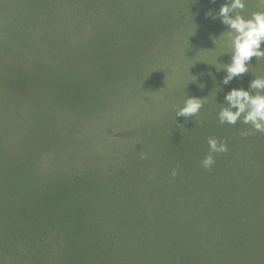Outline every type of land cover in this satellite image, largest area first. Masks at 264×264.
Returning <instances> with one entry per match:
<instances>
[{"label": "rangeland", "instance_id": "374dc122", "mask_svg": "<svg viewBox=\"0 0 264 264\" xmlns=\"http://www.w3.org/2000/svg\"><path fill=\"white\" fill-rule=\"evenodd\" d=\"M104 1L84 0L81 7L74 0L76 13L93 9L83 19L88 31L79 62L69 55L66 35L54 43L59 60L52 75L19 82L0 75V264H211L222 258L219 264H264V133L217 119L226 106L217 103L220 87L247 88L264 76V58L253 57L249 73L222 85L228 43L216 33L190 38L205 9L216 11L227 0L217 6L117 0L126 14L115 18L102 15ZM27 3L0 6V24L12 29V39L25 29ZM254 12H264V0H245L241 15ZM71 14L66 32H77ZM114 22L123 41L112 33ZM136 31L140 46L130 44ZM186 95L203 98V107L187 119L175 117ZM232 128L240 144L230 159L202 167L207 139ZM219 196L223 202L215 207ZM227 196L235 202L228 204ZM232 213L245 220L244 235L228 219ZM202 220L210 239L226 249L211 242L172 255L157 242L174 232L197 245L198 237L207 239ZM241 249H248L243 257L230 253ZM156 250L164 256L153 255Z\"/></svg>", "mask_w": 264, "mask_h": 264}, {"label": "clouds", "instance_id": "9594fccd", "mask_svg": "<svg viewBox=\"0 0 264 264\" xmlns=\"http://www.w3.org/2000/svg\"><path fill=\"white\" fill-rule=\"evenodd\" d=\"M209 3L215 4L216 0H209ZM244 8L245 0H227L217 11L208 9L204 12L205 19H219L229 32L228 47L231 52L228 62L221 69L224 72L220 80L222 85H228L234 79L239 80L249 73L253 57L255 60L264 58V12H254L249 18H245L241 15ZM219 92H223V101L217 103L226 105L217 113L220 124L234 125L239 120L250 125L252 130L264 133V76L252 78L247 88L233 87L224 92L220 87ZM203 103V98L186 95L175 117H192L203 107ZM207 145L208 154L202 159L201 166L209 169L215 163L214 154L224 153L228 149L226 142L215 137H209ZM172 175L175 176L176 172L173 171Z\"/></svg>", "mask_w": 264, "mask_h": 264}, {"label": "crops", "instance_id": "0c3cea01", "mask_svg": "<svg viewBox=\"0 0 264 264\" xmlns=\"http://www.w3.org/2000/svg\"><path fill=\"white\" fill-rule=\"evenodd\" d=\"M4 1L0 0V6L4 4ZM82 1L84 0H81V7ZM106 1L103 2L106 5V11L102 13L103 16L107 14L114 17L111 14H117L122 17L120 14H126L116 6L117 0ZM73 6L74 0H28L26 8L23 10L25 29L15 34L13 39L12 29L9 26L0 24V75L9 79L15 77L16 80L52 75L51 71L57 66L56 61L59 60L58 54L53 48L54 43L58 37L66 35V40L73 47V52L69 55L76 58V61L79 62L82 46L85 43L88 31L83 19L86 15H91L92 18L93 9L90 14L87 12L79 14L73 11ZM100 9H103L101 5ZM70 10H72L71 16L75 20L73 24L75 29L73 31L77 32H66L68 29L72 30V24L69 23ZM35 17L36 19L34 20ZM123 18L126 20H131L129 18L134 19L133 16L127 17V15ZM115 26L116 23L114 22L112 33L115 39L123 41L121 35L116 33ZM138 35L137 31L132 34L133 38L130 44H134L135 46L141 45ZM27 37L31 38L30 43H27L29 41ZM137 40H140V42ZM59 41L63 42V39ZM119 45V52L124 51L120 42L118 43ZM130 49V46L125 48L128 51Z\"/></svg>", "mask_w": 264, "mask_h": 264}, {"label": "trees", "instance_id": "16d2710c", "mask_svg": "<svg viewBox=\"0 0 264 264\" xmlns=\"http://www.w3.org/2000/svg\"><path fill=\"white\" fill-rule=\"evenodd\" d=\"M204 2H205V0H204ZM218 3H217V0H216L215 5L217 6ZM207 5H208V3L205 4V5H203V8L202 9H205V6L208 7ZM208 9H211V7L210 8L208 7ZM208 9H205V11L208 10ZM213 11H215L214 8H213ZM204 12L202 13V18L203 19L201 21H199V22L194 21V24H196L198 26L194 28V30L196 32L195 31L194 32H191L192 33V36L189 34L190 35V38L194 41L198 37H205L206 36V39L208 40V39H211V37H212L211 34L216 33V34L221 35L223 37V40H222L223 42H227L228 43L229 32H227V30H226L227 28L223 24L220 23L219 19H217V20H208V19H205ZM195 17H196V15H195ZM201 27L203 29H201ZM204 28H206V29H204ZM200 29L202 30V33H199L198 34V32L200 31ZM211 42H213V40H211ZM166 45H169V43H166ZM189 48L191 49V47H189ZM190 49H188V52H187L188 54H190ZM230 50L231 49L229 48V50H228L229 51V54L231 52ZM260 65H264V59L261 61ZM250 66L251 67H254V63L251 62ZM36 78H41L42 79V77H36ZM21 81H22V79H21ZM18 82H19V80H18ZM18 82H15V83H18ZM36 82H39V80H37ZM223 91L226 92L224 88H223ZM218 102H219V100H218ZM233 131H236V129L235 128H232L230 131L226 132L223 136L217 137L218 140H222V141L226 142L227 149L228 150L226 152H224V153L214 154L215 159H230L231 151L234 150L233 147H235L236 145H239L240 144V143H237L236 141L235 142L233 141V138L231 136V134H232ZM221 197L222 196H219L218 199L216 200L215 207H220L221 206V204L223 202L222 199H221ZM226 202H228V204H233V202H235V201L231 197L227 196ZM246 208H248V207H246ZM218 210L219 209L214 208V210L212 211V213L217 212ZM235 218H236V215L234 213H232V214H230V216H229L228 219L229 220L231 219V224L236 225L235 229H239L240 235H244V225L245 224L242 223V222H244L245 220H243L242 222L241 221L237 222L238 220H236ZM217 221L221 222L222 221V216H220V218ZM205 223H206V220H202V222H201V229L204 232H206V230H208L206 228V226H205ZM226 228L228 229V227H226ZM206 233H207V239H204L202 237H198V239H197V245H191L190 242H188V241H190V238H183V237L182 238H179L177 236L179 233H174V232H172V235H170V236H169V234L163 233L157 239V242L160 243V244H162V245L167 244L169 246V248H170V251H171L172 255H175L174 252H176V251H185V250H188V249L192 250L193 252H197V250H199V245H201V244H209L211 247H213L212 246V243L215 242V241H212L210 239L209 230ZM174 243H176L175 249L174 248H171L172 245L174 246ZM215 243L216 244H219L222 249H226L225 248L226 247L225 244L219 243V242H215ZM247 250L246 249H241V250H238L236 252H230V253L233 256L243 257L246 254ZM55 252L53 254H55ZM143 252H144V250H142L140 252V254L142 255ZM147 254H148V250H147ZM153 255L164 256L158 250L153 251ZM179 256L184 257L185 256V253H181ZM191 257H193L192 262H194V260L197 259V257L192 252H191ZM225 259L226 258H222L221 260H218V261H216L214 263H211V264H219V262L224 261ZM169 260L170 259H167V261H169ZM173 263L174 262L167 263L165 261V264H173Z\"/></svg>", "mask_w": 264, "mask_h": 264}]
</instances>
